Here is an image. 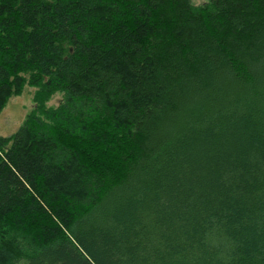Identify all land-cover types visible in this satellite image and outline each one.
<instances>
[{
  "label": "trees",
  "instance_id": "1",
  "mask_svg": "<svg viewBox=\"0 0 264 264\" xmlns=\"http://www.w3.org/2000/svg\"><path fill=\"white\" fill-rule=\"evenodd\" d=\"M24 82L0 264H264V0H0Z\"/></svg>",
  "mask_w": 264,
  "mask_h": 264
},
{
  "label": "rangeland",
  "instance_id": "2",
  "mask_svg": "<svg viewBox=\"0 0 264 264\" xmlns=\"http://www.w3.org/2000/svg\"><path fill=\"white\" fill-rule=\"evenodd\" d=\"M204 0H192L199 3ZM35 89L34 85L24 82L20 91L10 95L6 103L0 109V135H8L12 133L22 122L25 114L33 107L32 93ZM60 91L54 92L46 104L55 105L60 99Z\"/></svg>",
  "mask_w": 264,
  "mask_h": 264
}]
</instances>
